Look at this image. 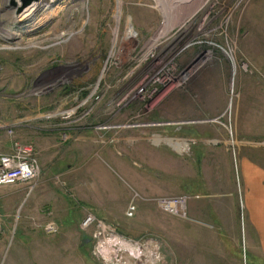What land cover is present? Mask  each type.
Masks as SVG:
<instances>
[{
    "label": "rangeland",
    "instance_id": "1",
    "mask_svg": "<svg viewBox=\"0 0 264 264\" xmlns=\"http://www.w3.org/2000/svg\"><path fill=\"white\" fill-rule=\"evenodd\" d=\"M8 1L0 0V155L16 141L32 147L38 164L22 128L30 124L38 138L62 130L53 137L65 135L58 153L69 162L63 172L39 169L34 182L0 190V264L45 243L62 259L55 264H98L89 242L85 261L56 251L60 238L41 235L51 223L43 220L46 203L60 195L93 206L123 237L140 239L181 219L144 202L123 217L134 194L189 202L181 192L188 184L240 188L238 162L246 159L226 157L216 136L234 127L262 134L241 153L264 160V53L252 51L240 30L252 9L264 12V0H57L48 15L34 11L19 23ZM255 45L259 51V40ZM195 133L209 134L199 158V143L188 138ZM165 140L185 147L177 152Z\"/></svg>",
    "mask_w": 264,
    "mask_h": 264
},
{
    "label": "crops",
    "instance_id": "2",
    "mask_svg": "<svg viewBox=\"0 0 264 264\" xmlns=\"http://www.w3.org/2000/svg\"><path fill=\"white\" fill-rule=\"evenodd\" d=\"M259 8L256 11L252 9L247 14L240 30L244 39L251 41L247 45L251 46L252 51L264 53V47H262L264 44L261 43L264 41V12L261 10L262 7ZM258 40L261 45L259 51L255 45V41L258 42ZM22 128L28 131L25 141L32 144L37 153L40 173L63 172L68 166L66 153L69 151L65 150L66 156L60 155L58 151L62 148L65 135L62 134L59 139L53 137L55 133L63 131H48L50 132L48 134L52 133V139H50L49 136L35 137L37 129L30 124L23 125ZM233 132L228 137L225 135L216 137L221 138L220 141L223 144L220 146V151L226 157L246 159L238 162L240 188L234 184H230L228 190L227 188L207 190L206 187L201 189L200 186L194 187L189 184L186 188H182V194L193 197L187 204L189 220H171L161 235L150 232V237L153 238L155 235L159 241L163 242L162 255L166 264H264V160L258 162L255 159L257 156L251 154V151L241 153L242 150L247 152V149L252 148V144L248 141L262 140L263 135L254 133L241 135L237 133L236 127ZM208 136L209 134L195 133L188 138L194 143H199L203 139L207 141ZM211 139L215 137L211 136ZM167 142H171L170 145ZM163 143L177 152L185 147L184 144L171 140H165ZM5 148L8 149V147ZM195 150L196 157H201L200 143L195 145ZM3 188L5 187L0 190ZM59 197L55 201L46 203L48 207H45L44 212L48 214L43 216L44 221H51L57 225L59 232L53 236L41 235L48 239L60 238L56 251L61 252L63 256L66 253H78L86 261L84 248L88 247L90 241L87 234L81 231L80 222L86 213H91L104 222H107L106 218L89 204H78L61 195ZM31 206L32 204L27 205L29 209H32ZM149 213V210L147 212L144 210L143 218L149 220L152 216ZM52 249L48 243L40 249H34V252L18 249L10 264H28L29 260L36 262L35 264L41 261L43 264H55L57 261H62L52 254ZM25 253L28 255L27 261H25Z\"/></svg>",
    "mask_w": 264,
    "mask_h": 264
},
{
    "label": "built area",
    "instance_id": "3",
    "mask_svg": "<svg viewBox=\"0 0 264 264\" xmlns=\"http://www.w3.org/2000/svg\"><path fill=\"white\" fill-rule=\"evenodd\" d=\"M38 5H43V0H40L35 7ZM54 7L58 6L54 3ZM38 175L39 167L32 147L12 141L9 153L0 155V188L32 183ZM188 200L186 196L144 199L134 194L126 207L124 216L132 218L137 212V203L144 202L156 206L169 216L187 221L189 220ZM80 229L87 234L91 246L90 254L98 264H163L161 247L152 237L127 239L111 225L92 214H87L83 218ZM3 230L0 217V240ZM56 233L57 227L52 222L43 228V234L46 236H53Z\"/></svg>",
    "mask_w": 264,
    "mask_h": 264
},
{
    "label": "bare ground",
    "instance_id": "4",
    "mask_svg": "<svg viewBox=\"0 0 264 264\" xmlns=\"http://www.w3.org/2000/svg\"><path fill=\"white\" fill-rule=\"evenodd\" d=\"M47 2H45L46 4H44L43 6H41V8H37V7H35L36 6V4L34 5V6H32L30 9H28L27 11H26V13H24L22 16H21V18L19 19V20H13L15 23H19L20 22V20H22V19H24V18H26V17H28V16H30L34 11H36V12H42V13H44L45 15H48L51 11H52V9H53V6H54V3H55V0H46ZM43 2H44V0H43ZM36 8H37V10H36ZM56 8V7H55ZM44 16V15H43ZM34 25V24H33ZM13 27H10L9 28V31H14V33H15V27L16 26H14V25H12ZM33 27L34 26H30V27H28V29L27 30H29V29H31L30 31H32V29H33ZM14 29V30H13ZM18 29H16V31H17ZM28 32V31H27ZM21 33V31H17L16 32V34H15V37L16 38H19L20 37V34ZM161 35V34H160ZM169 145H170V143L171 142H167ZM174 146H175V144H174Z\"/></svg>",
    "mask_w": 264,
    "mask_h": 264
},
{
    "label": "water",
    "instance_id": "5",
    "mask_svg": "<svg viewBox=\"0 0 264 264\" xmlns=\"http://www.w3.org/2000/svg\"><path fill=\"white\" fill-rule=\"evenodd\" d=\"M39 2L40 0H9L8 4L13 9V20H19L28 9Z\"/></svg>",
    "mask_w": 264,
    "mask_h": 264
}]
</instances>
